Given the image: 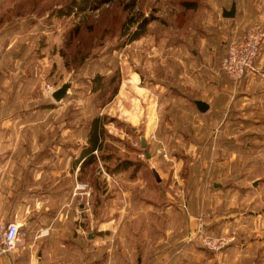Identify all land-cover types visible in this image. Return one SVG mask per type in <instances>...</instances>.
<instances>
[{"label": "rangeland", "instance_id": "1", "mask_svg": "<svg viewBox=\"0 0 264 264\" xmlns=\"http://www.w3.org/2000/svg\"><path fill=\"white\" fill-rule=\"evenodd\" d=\"M214 5L215 0H0V168L5 134L12 148L33 152L26 159L39 178L32 180L28 171L26 185L46 198L53 186L48 150L72 152L71 161H78L92 119L102 117L96 161L71 173L73 213L107 220L162 212L168 225L183 228L184 264H264V126L241 125L238 108L228 110L230 126H194L185 99L170 92L180 49L174 45L196 36L200 15L213 13ZM254 7L264 10V0ZM143 21L144 33L131 41ZM96 76L102 89L94 90ZM64 83L71 84L69 92L55 102L52 93ZM223 92L228 97L227 90L215 91L217 101ZM15 157L8 159L9 170ZM124 162L133 166L117 170ZM14 177L9 175V187ZM14 193L2 209L15 212ZM204 235L225 245L209 250L201 243Z\"/></svg>", "mask_w": 264, "mask_h": 264}, {"label": "crops", "instance_id": "2", "mask_svg": "<svg viewBox=\"0 0 264 264\" xmlns=\"http://www.w3.org/2000/svg\"><path fill=\"white\" fill-rule=\"evenodd\" d=\"M232 2L236 5L235 17L224 18L222 12ZM255 3L256 0H215L213 13L205 10L200 15V32L174 45L180 49L175 54L177 84L170 92L185 99L183 107L189 110L188 120L197 121L194 126L201 124L207 129L221 122L230 126L233 114L229 113V117L228 110L237 108L242 115L241 125L264 126V44L256 61L257 72L242 79L237 89H233L220 69L228 41L245 31L257 15H264V10L254 7ZM164 84L159 82L160 88ZM220 88L228 92V97L223 92V101L214 96ZM233 91L237 94L235 102ZM196 101L207 103V111H199ZM233 104L237 105L234 109ZM170 125L176 126L174 122ZM3 137L6 161L0 168V205L3 207L4 199L6 204L11 199L9 192H15V212L1 210L6 220L20 224L21 239L11 254L1 257L0 264H184L182 225L180 230L174 229L162 212L119 214L107 220L93 214L73 213L71 173L79 171L80 163L71 161L72 152L54 148L47 152L53 162L49 180L53 186L47 197L40 199L32 186L26 185L28 171L31 170L32 180L39 178L32 172L33 162L26 159L33 152L12 148L10 137ZM10 157L21 160L9 170ZM13 174L15 186L9 187V175Z\"/></svg>", "mask_w": 264, "mask_h": 264}, {"label": "built area", "instance_id": "3", "mask_svg": "<svg viewBox=\"0 0 264 264\" xmlns=\"http://www.w3.org/2000/svg\"><path fill=\"white\" fill-rule=\"evenodd\" d=\"M264 44V15H257L250 26L227 43L221 59V70L235 83L257 72L256 61ZM21 239L20 224L6 220L0 207V259L11 254ZM201 243L209 250H220L225 241L201 236Z\"/></svg>", "mask_w": 264, "mask_h": 264}, {"label": "trees", "instance_id": "4", "mask_svg": "<svg viewBox=\"0 0 264 264\" xmlns=\"http://www.w3.org/2000/svg\"><path fill=\"white\" fill-rule=\"evenodd\" d=\"M107 0H102V2ZM76 4V3H75ZM74 4V5H75ZM146 21H143L139 24L137 32H134L131 35V41L139 39L145 31ZM94 82V90L102 89L104 83L102 81L101 76H96L93 79ZM104 119L102 117L96 116L92 119L90 123V129L88 135L86 137V145L82 147L80 155L78 157L77 163H80L79 171L84 170L88 165L92 164L96 161L97 157L94 152H98L102 149L103 145V136H104V128H103ZM133 166L132 162H124L120 165L117 170L119 169H128L129 167Z\"/></svg>", "mask_w": 264, "mask_h": 264}, {"label": "water", "instance_id": "5", "mask_svg": "<svg viewBox=\"0 0 264 264\" xmlns=\"http://www.w3.org/2000/svg\"><path fill=\"white\" fill-rule=\"evenodd\" d=\"M235 13H236V5L234 2H232L231 6L229 9H224L223 12H222V16L224 18H233L235 17ZM71 87V84L70 83H64L59 89H57L56 91H54L52 93V98L54 99L55 102H60L62 101L66 95L68 94L69 92V89ZM196 105H197V108L199 109V111L201 112H206L207 109H208V105L207 103L203 102V101H196L195 102ZM142 145H145V142L144 140L142 139ZM147 156H149L147 154ZM216 186V185H215Z\"/></svg>", "mask_w": 264, "mask_h": 264}]
</instances>
